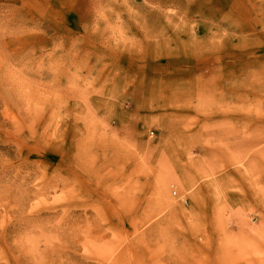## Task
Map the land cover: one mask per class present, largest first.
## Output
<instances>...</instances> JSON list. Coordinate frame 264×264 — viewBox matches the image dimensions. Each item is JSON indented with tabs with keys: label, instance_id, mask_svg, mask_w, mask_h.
Masks as SVG:
<instances>
[{
	"label": "rangeland",
	"instance_id": "1",
	"mask_svg": "<svg viewBox=\"0 0 264 264\" xmlns=\"http://www.w3.org/2000/svg\"><path fill=\"white\" fill-rule=\"evenodd\" d=\"M0 264H264V0H0Z\"/></svg>",
	"mask_w": 264,
	"mask_h": 264
}]
</instances>
